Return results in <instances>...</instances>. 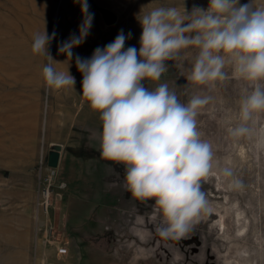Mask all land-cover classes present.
Returning <instances> with one entry per match:
<instances>
[{
  "label": "rangeland",
  "instance_id": "374dc122",
  "mask_svg": "<svg viewBox=\"0 0 264 264\" xmlns=\"http://www.w3.org/2000/svg\"><path fill=\"white\" fill-rule=\"evenodd\" d=\"M88 3L94 14L90 34L73 48L74 56L88 53L83 58L113 42L121 29L131 33L125 48L139 49V19L154 8L191 12L194 6L206 9L209 0ZM100 7L117 13L116 23L106 24ZM82 20L75 0H0V264H264V114L251 125V137L234 139L228 132L239 123L247 82L231 67L212 87L187 81L195 47L166 61L160 81H142L150 88L167 83L182 103L194 95L212 97L197 116L201 137L213 148V168L202 181L209 210L183 237L163 238L154 199L132 197L125 166L101 158L100 114L82 96L76 62L58 50L71 34L79 35ZM45 28L56 33L48 49L55 67L70 69L75 88H46L42 68L48 61L32 52L34 34ZM54 144L62 149L51 168ZM61 247L67 252L59 253Z\"/></svg>",
  "mask_w": 264,
  "mask_h": 264
},
{
  "label": "clouds",
  "instance_id": "9594fccd",
  "mask_svg": "<svg viewBox=\"0 0 264 264\" xmlns=\"http://www.w3.org/2000/svg\"><path fill=\"white\" fill-rule=\"evenodd\" d=\"M83 14L79 35L71 34L58 50L73 58V48L90 34L94 14L88 0H75ZM140 47L125 48L131 38L121 29L113 42L97 47L90 58L76 55L83 75L82 96L98 111L101 158L125 166L124 181L131 196L153 200L162 214L157 229L163 238L179 239L208 211L202 181L213 168V148L198 130L199 111L211 96H192L182 103L167 83L154 88L142 81H160L181 51L198 49L187 81L214 86L231 67L237 79L247 82L248 91L239 103V123L228 129L238 139L251 137L252 124L264 114V5L256 0H209L208 7H157L144 14ZM56 33L33 36L32 52L46 57L42 68L46 88L52 91L75 88V77L59 71L49 53ZM225 176L231 171L223 170Z\"/></svg>",
  "mask_w": 264,
  "mask_h": 264
},
{
  "label": "water",
  "instance_id": "95a60500",
  "mask_svg": "<svg viewBox=\"0 0 264 264\" xmlns=\"http://www.w3.org/2000/svg\"><path fill=\"white\" fill-rule=\"evenodd\" d=\"M101 15L106 24L111 25L116 23L118 16L113 10L108 7H100L99 8ZM61 144H54L52 149L48 153L47 164L51 168H55L58 166L61 156Z\"/></svg>",
  "mask_w": 264,
  "mask_h": 264
},
{
  "label": "bare ground",
  "instance_id": "6f19581e",
  "mask_svg": "<svg viewBox=\"0 0 264 264\" xmlns=\"http://www.w3.org/2000/svg\"><path fill=\"white\" fill-rule=\"evenodd\" d=\"M77 52H78V51H77ZM78 53H79V52H78ZM82 54H83V53H82ZM83 55L87 56L88 53H84ZM83 55H81L80 57L83 58V57H82ZM22 56H24L23 53L20 54V57H21V58H23ZM27 56H28V55H27ZM27 56H26V59H27ZM75 57H76V55H75V56L73 55V58L71 59V62H74V61H75ZM87 57H88V56H87ZM85 58H86V57H85ZM19 59H20V58H19ZM26 59H25V60H26ZM18 61H19V60H18ZM23 62H25L24 59H23ZM26 62H27V61H26ZM69 63H70V62H69ZM21 64H24V63H21ZM74 65H75V63H74ZM21 66H22V65H21ZM26 66H28V65H26ZM65 67H66V66H65ZM25 68H26V67H25ZM56 68H57V67H56ZM23 69H24V66H23ZM23 69H21V70H23ZM63 70H64V69H63ZM68 70H70V69H68ZM66 71H67V70H66V68H65V72H66ZM73 71H74V70H73ZM74 72H75V71H74ZM71 73H72V72H71ZM25 75H26V73H25ZM72 75H73V73H72ZM24 77H25V76H24ZM24 84H25V83H24ZM20 86H21V85H20ZM23 86H24V85H23ZM72 92L76 93L74 90H73ZM60 97H61V96H60Z\"/></svg>",
  "mask_w": 264,
  "mask_h": 264
},
{
  "label": "built area",
  "instance_id": "2783aa9c",
  "mask_svg": "<svg viewBox=\"0 0 264 264\" xmlns=\"http://www.w3.org/2000/svg\"><path fill=\"white\" fill-rule=\"evenodd\" d=\"M49 193L48 189H47V194ZM59 253L63 254V253H66L67 252V249L65 247H61L59 248Z\"/></svg>",
  "mask_w": 264,
  "mask_h": 264
}]
</instances>
